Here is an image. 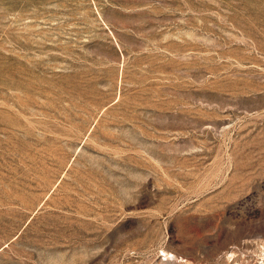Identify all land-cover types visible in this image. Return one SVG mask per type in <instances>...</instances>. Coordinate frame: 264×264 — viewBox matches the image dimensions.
Returning a JSON list of instances; mask_svg holds the SVG:
<instances>
[{
    "label": "rangeland",
    "instance_id": "374dc122",
    "mask_svg": "<svg viewBox=\"0 0 264 264\" xmlns=\"http://www.w3.org/2000/svg\"><path fill=\"white\" fill-rule=\"evenodd\" d=\"M0 264H264V0H0Z\"/></svg>",
    "mask_w": 264,
    "mask_h": 264
}]
</instances>
